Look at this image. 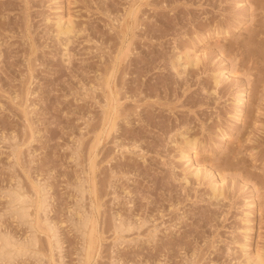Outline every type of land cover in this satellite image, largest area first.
<instances>
[{"label": "rangeland", "instance_id": "374dc122", "mask_svg": "<svg viewBox=\"0 0 264 264\" xmlns=\"http://www.w3.org/2000/svg\"><path fill=\"white\" fill-rule=\"evenodd\" d=\"M3 236L0 264L263 257L264 0H0Z\"/></svg>", "mask_w": 264, "mask_h": 264}, {"label": "bare ground", "instance_id": "6f19581e", "mask_svg": "<svg viewBox=\"0 0 264 264\" xmlns=\"http://www.w3.org/2000/svg\"><path fill=\"white\" fill-rule=\"evenodd\" d=\"M133 13V12H132ZM132 18V17H131ZM133 24V23H132ZM69 25V24H68ZM71 25V24H70ZM67 26V25H66ZM66 26H65V31L66 32H68L69 30H70V27L68 26L67 28H66ZM130 26V25H129ZM64 27V26H63ZM63 28H60V30H62ZM72 29V28H71ZM127 30H128V28H127ZM223 31V30H222ZM224 31H226V30H224ZM125 32V31H124ZM221 32V31H220ZM128 33V32H127ZM67 34V33H66ZM125 35V34H124ZM127 35V34H126ZM196 55V57L197 58H199L198 56H197V53L195 54ZM197 58H195V59H197ZM195 59H194V61H195ZM201 61V60H200ZM191 62H193V60H191ZM193 64H195V62L193 63ZM112 78V77H111ZM110 85V84H109ZM115 87V86H114ZM110 88V87H109ZM110 91V90H109ZM111 93V92H110ZM116 93V92H115ZM241 93V92H240ZM117 97V96H116ZM241 97V96H240ZM116 100H117V98H116ZM115 100V101H116ZM239 100V99H238ZM114 101V100H113ZM114 101V102H115ZM107 102V101H106ZM111 102V101H110ZM113 102V103H114ZM118 106V105H117ZM111 107V106H110ZM113 107H114V105H113ZM115 108V107H114ZM118 109V108H117ZM116 109V110H117ZM108 110V109H107ZM111 110H112V108H111ZM106 111V110H105ZM112 112V111H111ZM118 112V111H117ZM117 112H116V114H117ZM110 116V115H109ZM118 116V115H117ZM108 117V116H107ZM113 117V116H112ZM111 117V118H112ZM109 120V119H108ZM113 121V120H112ZM109 122V121H108ZM112 123V122H111ZM112 125V124H111ZM105 127V126H104ZM109 127V126H108ZM115 127V126H114ZM116 128V127H115ZM106 129V128H105ZM113 129V128H112ZM107 130H108V128H107ZM103 131V130H102ZM183 155H184V157L185 158H187L190 162H192V164H195L196 165V167H197V170H198V172H199V170H200V168H201V163H197V161H196V159H195V157L198 155V144H197V141H195V139L194 140H192L191 142H190V144H189V147H188V150L186 151V152H184L183 153ZM95 158V157H94ZM96 164V163H95ZM96 166V165H95ZM194 166V165H193ZM92 170V169H91ZM204 170V169H203ZM210 170V169H209ZM95 172V171H94ZM94 177V176H93ZM93 181V180H92ZM95 181V180H94ZM18 189H20L19 187H18ZM93 189V188H92ZM17 192V191H16ZM93 192H94V190H93ZM15 193V192H14ZM95 194V193H94ZM13 195V199L11 200V204H12V202L14 203V204H19L20 206H19V213L22 215V216H19V217H22L23 219L25 218V217H27L28 216V212H27V208L25 207V203L26 202H29V201H27L26 200V198H24V196L25 195H20V194H12ZM42 197V196H41ZM12 198V197H11ZM43 200V199H42ZM94 200H97V199H94ZM98 201V200H97ZM42 202H44V200L42 201ZM97 203V202H96ZM14 204L13 205H11V206H13V208L15 207L14 206ZM101 204V203H100ZM100 204H99V208H101L100 207ZM43 205V204H42ZM96 205V204H95ZM94 205V206H95ZM26 206H28V204L26 205ZM93 206V207H94ZM18 207V206H17ZM29 207V206H28ZM43 207V206H42ZM94 210V209H93ZM96 210H97V208H96ZM96 210H95V212H96ZM94 214H96V213H94ZM19 215V214H18ZM30 216V215H29ZM95 216V215H94ZM85 219V218H84ZM89 219V218H88ZM92 221V220H91ZM83 222H84V220H83ZM90 223H92V222H90ZM31 224V223H30ZM87 224H88V220H86L84 223H82L81 224V226L83 225V227L82 228H85V227H87ZM81 226H79V227H81ZM97 226H98V223H97ZM121 227H122V225H121ZM92 228V227H91ZM119 228V227H118ZM117 228V229H118ZM87 231V230H86ZM90 230H88V233H86V234H89L90 235V232H89ZM91 231H92V229H91ZM123 232V231H122ZM81 234H84V232L83 233H81ZM92 234V233H91ZM54 235V234H53ZM83 236V235H82ZM5 236H3L2 238H3V240H2V244L0 245V255L3 253V252H5V250L6 249H8L10 246H12V244L10 245V242L8 241V239H6V238H4ZM88 237V236H87ZM90 237H91V235H90ZM90 237H89V240L91 241V239H90ZM84 239V238H83ZM100 240V239H99ZM34 242V241H33ZM84 242V241H83ZM85 243V242H84ZM90 245H88L89 246V249L92 247V244H93V241H91V242H88ZM99 243V242H98ZM100 244V243H99ZM10 245V246H9ZM14 245V244H13ZM84 245V244H83ZM86 245V244H85ZM101 246H102V244H101ZM82 247V246H81ZM84 247V246H83ZM82 247V248H83ZM11 248V247H10ZM81 248V249H82ZM85 248H86V246H85ZM99 248V247H98ZM80 249V250H81ZM98 251V250H97ZM9 252V251H8ZM89 253V252H88ZM7 253H5V255H6ZM12 254V253H11ZM85 254H86V252H85ZM98 254H99V252H98ZM8 255H10V253H8ZM88 256H89V254H88ZM82 257V256H81ZM257 260L255 261V262H253V263H250V264H264V256L262 257L261 255H259L257 258H256ZM81 260V259H80ZM85 260H87L86 258H85ZM94 260V259H93ZM86 262H88V261H86ZM93 262V261H92ZM91 262V263H92Z\"/></svg>", "mask_w": 264, "mask_h": 264}]
</instances>
